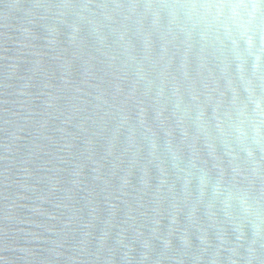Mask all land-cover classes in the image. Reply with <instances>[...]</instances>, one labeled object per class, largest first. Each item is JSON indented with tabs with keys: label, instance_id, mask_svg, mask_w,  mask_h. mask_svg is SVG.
I'll return each instance as SVG.
<instances>
[{
	"label": "water",
	"instance_id": "obj_1",
	"mask_svg": "<svg viewBox=\"0 0 264 264\" xmlns=\"http://www.w3.org/2000/svg\"><path fill=\"white\" fill-rule=\"evenodd\" d=\"M0 264H264V0H0Z\"/></svg>",
	"mask_w": 264,
	"mask_h": 264
}]
</instances>
